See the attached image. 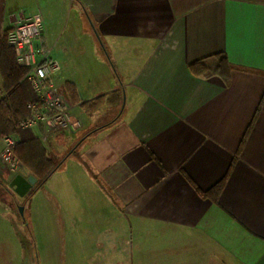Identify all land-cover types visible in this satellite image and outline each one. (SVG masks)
I'll return each instance as SVG.
<instances>
[{
	"label": "crops",
	"instance_id": "obj_1",
	"mask_svg": "<svg viewBox=\"0 0 264 264\" xmlns=\"http://www.w3.org/2000/svg\"><path fill=\"white\" fill-rule=\"evenodd\" d=\"M9 1L0 0V43L19 10L40 13L58 84L78 100L77 128L54 136L59 155L95 127L101 110L91 105L122 93L115 118L69 161L76 181L92 193L98 181L145 241L163 239L162 264H264V0H70L75 41L62 40L47 0ZM94 38L116 76L90 63ZM217 55L230 64L227 81L190 68ZM16 173L0 162V189Z\"/></svg>",
	"mask_w": 264,
	"mask_h": 264
},
{
	"label": "rangeland",
	"instance_id": "obj_2",
	"mask_svg": "<svg viewBox=\"0 0 264 264\" xmlns=\"http://www.w3.org/2000/svg\"><path fill=\"white\" fill-rule=\"evenodd\" d=\"M10 1L9 3H12ZM54 2L55 0H47L51 8L50 19L55 29L61 31L62 40L79 39L75 37L68 39L72 22V2L70 0H58L55 4ZM21 11L16 14L17 17ZM85 24V29L91 30L90 21ZM92 40L96 42L98 55L92 54L95 61L90 56V63L96 70L100 66L106 74L113 72L116 76V69L106 49L98 38ZM61 44L60 41L56 50H62ZM111 79L108 82L113 81V78ZM1 85L0 77V97L3 95ZM106 98L89 107L97 105L96 107L101 110L100 113L95 111L99 114L95 127L112 121L119 112L122 102L121 91H118L115 97ZM112 99L114 104L111 105L109 102ZM76 112L77 109L72 110V114ZM34 131L36 132L35 129ZM36 133L39 134L38 131ZM52 138L47 142L40 138L48 148L49 154L57 151L56 146L60 139ZM82 145L83 143L73 152L67 164L62 165L60 172L32 194L20 197L8 185H2L0 264H151V262L162 264L160 261L163 258L160 256L162 251L159 247L165 246L163 239H154L152 235L151 240L145 241L144 236L134 229L127 217L120 216L121 212L108 190L98 181L93 182L97 184V187L93 186L97 189L94 193L76 181L79 177L74 178L69 161L82 160L85 149ZM94 197H97L98 203ZM20 207H23L22 214ZM169 243L176 254L179 250L177 240ZM144 250L152 254H140Z\"/></svg>",
	"mask_w": 264,
	"mask_h": 264
},
{
	"label": "built area",
	"instance_id": "obj_3",
	"mask_svg": "<svg viewBox=\"0 0 264 264\" xmlns=\"http://www.w3.org/2000/svg\"><path fill=\"white\" fill-rule=\"evenodd\" d=\"M8 42L15 51L18 65L26 69L24 78L35 96V100L26 105L29 113L20 121V128L40 127L45 138L76 129L71 112L74 106L57 81L62 66L52 57V47L45 42L40 13L17 17L9 29ZM0 141V162L12 172H19L21 165L13 152L16 136L4 135Z\"/></svg>",
	"mask_w": 264,
	"mask_h": 264
},
{
	"label": "trees",
	"instance_id": "obj_4",
	"mask_svg": "<svg viewBox=\"0 0 264 264\" xmlns=\"http://www.w3.org/2000/svg\"><path fill=\"white\" fill-rule=\"evenodd\" d=\"M8 32L9 29L4 32L0 43V77L3 90V95L0 97V137L16 136L17 144L13 148L14 155L27 174H32L37 178V184L27 194L30 195L37 190L43 180H47L60 167L65 155L88 131L59 155L57 152L49 154L48 148L33 133L32 129L20 128V121L29 113L26 105L29 101H34L35 96L24 78L26 69L19 66L16 61L15 51L8 42ZM190 68L199 74L205 72L219 74L227 81L231 67L224 55H217L214 62L197 61L191 64ZM68 89L71 103L74 104L78 100L74 97V91L70 87ZM99 126L102 125L94 128Z\"/></svg>",
	"mask_w": 264,
	"mask_h": 264
},
{
	"label": "water",
	"instance_id": "obj_5",
	"mask_svg": "<svg viewBox=\"0 0 264 264\" xmlns=\"http://www.w3.org/2000/svg\"><path fill=\"white\" fill-rule=\"evenodd\" d=\"M96 36L99 38V35L96 33ZM104 125L99 126L97 128H93L92 130L88 131L83 137H81L77 143L72 147V149L65 155L62 159L61 163L65 161V159L93 132L97 131L98 129L102 128ZM46 181L43 182L38 186V188ZM37 184V178L30 174L28 176H24L21 173H16L12 179L8 183V187L16 193L20 197H25L29 191ZM37 188V189H38ZM23 213V207H20V214Z\"/></svg>",
	"mask_w": 264,
	"mask_h": 264
}]
</instances>
